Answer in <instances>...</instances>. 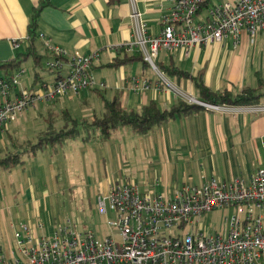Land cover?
I'll use <instances>...</instances> for the list:
<instances>
[{"label": "crops", "instance_id": "obj_1", "mask_svg": "<svg viewBox=\"0 0 264 264\" xmlns=\"http://www.w3.org/2000/svg\"><path fill=\"white\" fill-rule=\"evenodd\" d=\"M39 2L0 0V61L14 58L28 46L29 25ZM171 7L170 0H51L42 8L37 21V43L41 41L47 49L45 44L49 40L68 54H99L93 73L96 81L105 82L106 86L84 91L98 89L107 99L119 96L129 109L140 110L151 100L167 109L179 99L200 100L191 78L170 77L172 81H169L178 88L175 92L167 88L143 60L119 67L111 64L124 55L122 46L135 39L138 22L132 16L134 11L140 13L139 22L147 24L148 34L158 35L163 29L162 18ZM15 41H19L20 48L15 47ZM46 55L50 58L51 51L47 49ZM159 60L166 65L173 61L193 76H201L214 91L238 92L245 86H256L255 72H264V33L255 43L243 32L238 44L228 37L222 42L195 46L188 56L182 51L172 54L162 51ZM133 76L149 79L151 87L133 90L130 82ZM36 86L32 83V87ZM78 99L83 105L88 102L81 91L77 95L39 102L48 107L46 119L53 117L57 126L58 117L64 125L63 112L73 115L72 103L76 104ZM200 105L204 108L199 112L157 125L146 135L136 134L129 126H120L106 140L99 130L91 129L90 137L81 134L72 138L77 145L74 152H78L82 172L88 178L92 174L90 177L93 176L98 187L97 199L126 180L143 191L168 194L186 184L200 185L212 176L223 181L250 180L264 167V111H254V105L220 106L219 109ZM257 105L264 106V96ZM101 110L103 112V106ZM95 114L98 113L87 112L84 120L92 121ZM10 131L8 124L0 133V141L6 143V150L0 149V157L15 151L9 148L14 137ZM69 140L58 145L63 147ZM28 141L32 142H25ZM48 145L55 148L54 154L47 150ZM58 145L48 143L36 153L25 155L23 163L11 169L0 168V245L6 246L7 240L14 243L15 228L21 223L41 220L50 233L61 220L58 217L60 195L65 187L60 189L59 177L68 169L69 162L65 155L61 158L65 150L58 149ZM15 207L18 211H13Z\"/></svg>", "mask_w": 264, "mask_h": 264}, {"label": "built area", "instance_id": "obj_2", "mask_svg": "<svg viewBox=\"0 0 264 264\" xmlns=\"http://www.w3.org/2000/svg\"><path fill=\"white\" fill-rule=\"evenodd\" d=\"M170 1L171 10L162 18L158 35L148 34L147 24L139 22L140 13L134 11L135 39L121 49L141 53L172 91L178 88L156 63L162 51H182L188 56L195 46L228 37L238 44L243 32L255 43L264 33V0H212L202 12L207 0ZM14 45L21 46L19 41ZM45 45L52 53L47 68L56 73L52 83L44 81L38 89L20 88L19 77L25 72L20 69L0 78V133L39 101L106 86L93 73L98 53L68 54L49 40ZM130 82L135 91L151 87V81L142 76H133ZM189 101L196 99L189 97ZM252 109L264 111V106ZM98 206L110 229L104 238L77 230L70 219L59 221L50 233L41 220L21 223L14 231V248L0 245V264H264V167L250 180L223 181L212 176L200 185L186 184L168 194L143 191L126 180L100 196ZM230 207L237 208V213L229 221L228 233L213 232L210 214Z\"/></svg>", "mask_w": 264, "mask_h": 264}, {"label": "trees", "instance_id": "obj_3", "mask_svg": "<svg viewBox=\"0 0 264 264\" xmlns=\"http://www.w3.org/2000/svg\"><path fill=\"white\" fill-rule=\"evenodd\" d=\"M119 1V0H116ZM212 0H207L202 8L209 6ZM39 6L35 8L32 15V20L29 25V44L25 50L20 52L14 58L0 61V78L11 76L17 72L23 64L30 58L34 60V75L35 80L33 86L38 80L42 79L39 68H42V61L46 55L39 53L37 47V40L39 34L37 33V21L42 8L48 6L51 0H40ZM144 60L141 53L130 54L125 52L122 58H117L111 65L119 67L126 63ZM157 66L167 77H182L191 78L199 93L201 101L207 104L219 106H252L259 104L264 96V77L261 72L256 71L255 77L257 80L256 86H245L240 91H214L206 84L204 79L193 76L190 72L181 69L172 61L169 64H164L161 60H157ZM52 71V70H51ZM43 83V81H42ZM96 92L101 94V91L96 89ZM103 112L102 114H95L92 121L79 122L68 111L63 112L64 125L58 128L55 125L53 117H48L47 127L36 143L20 142L19 139L11 137V147L15 151L7 152L4 156L0 157V168L11 169L14 166L24 162V156L36 153L44 145L52 143L53 145L62 144L68 139L76 138L83 134L86 130H99L102 139L106 140L113 136L115 131L120 126H129L136 134L146 135L157 125L168 122L178 116H188L199 112L204 107L198 103L190 102L185 99H179L173 103L170 108L162 109L157 101L151 100L145 104L142 109H129L124 107L119 96L112 99L103 97ZM90 137V135H88Z\"/></svg>", "mask_w": 264, "mask_h": 264}, {"label": "rangeland", "instance_id": "obj_4", "mask_svg": "<svg viewBox=\"0 0 264 264\" xmlns=\"http://www.w3.org/2000/svg\"><path fill=\"white\" fill-rule=\"evenodd\" d=\"M223 1L228 0H213V3H221ZM38 50L41 54L46 55L47 49L42 44L41 41L37 43ZM49 59V55H46L42 61V68H39V72L42 75V79L52 83L56 78V73L47 68V61ZM34 60L33 58L28 59L20 70H24V74L19 77V87L20 88H30L32 87V83L34 81ZM264 77V72H262ZM168 80L172 81L170 77H167ZM38 80L35 85L36 87H32L34 89H38L43 80ZM82 95L88 98V102L86 105H83L79 99L76 102L72 103L73 115L79 122H84V116L89 111H96L98 114H102L101 108L103 106V96L95 91H81ZM107 95V94H106ZM110 93L108 91V96L110 97ZM80 102V103H79ZM48 114V107H45L43 103L38 102L36 108H30L27 111L20 114L15 120L9 123L11 125V133L14 137L19 138V140L23 143L27 140H31L36 143L40 140V137L43 135V131L47 127L46 116ZM61 117L56 118L57 126L62 127ZM93 131V130H91ZM96 131V130H94ZM98 131V129H97ZM16 133V134H14ZM89 131L86 130L83 132V135H88ZM92 136L94 134L91 132ZM75 140V139H74ZM74 140H69L66 145L63 147L58 145L57 148H64V154L61 153L62 156L65 155V159H67V164H69L68 169H64L62 173H60L59 182L60 189L62 190L65 187V192L60 195V214L59 218L63 223H65L68 219L72 220L73 224L77 227L79 231H93L96 236L100 239L104 238L107 234H110V229L106 226V218L104 215H101L99 212L98 206V187L95 185L93 180V176L89 178L86 177L84 171L82 172L78 160L77 153L74 152L77 149V145ZM31 142V143H32ZM11 149V145H9ZM0 149L1 151L6 150V143L0 141ZM47 150L54 154L55 148L52 145H48ZM1 153V152H0ZM1 155V154H0ZM13 211H18V208L15 207ZM237 213V208H221L213 211L210 214V220H212L213 232L217 231L222 235L228 233V225L229 221L233 215ZM109 217L112 218V213L109 212ZM8 250H12L14 248V243L12 241L7 240L5 242ZM5 246V247H6Z\"/></svg>", "mask_w": 264, "mask_h": 264}, {"label": "water", "instance_id": "obj_5", "mask_svg": "<svg viewBox=\"0 0 264 264\" xmlns=\"http://www.w3.org/2000/svg\"><path fill=\"white\" fill-rule=\"evenodd\" d=\"M196 103H200V104H203V105H207V103H205V102H203L201 100H198V99H196Z\"/></svg>", "mask_w": 264, "mask_h": 264}]
</instances>
